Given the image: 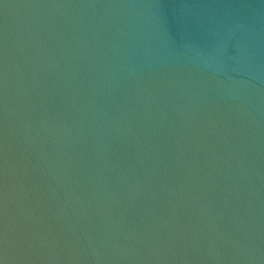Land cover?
<instances>
[{
  "label": "water",
  "instance_id": "95a60500",
  "mask_svg": "<svg viewBox=\"0 0 264 264\" xmlns=\"http://www.w3.org/2000/svg\"><path fill=\"white\" fill-rule=\"evenodd\" d=\"M0 264H264V0H0Z\"/></svg>",
  "mask_w": 264,
  "mask_h": 264
}]
</instances>
